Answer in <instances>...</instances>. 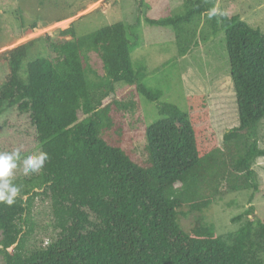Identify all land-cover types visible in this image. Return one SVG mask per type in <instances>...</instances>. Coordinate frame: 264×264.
I'll return each instance as SVG.
<instances>
[{"label": "trees", "instance_id": "obj_1", "mask_svg": "<svg viewBox=\"0 0 264 264\" xmlns=\"http://www.w3.org/2000/svg\"><path fill=\"white\" fill-rule=\"evenodd\" d=\"M215 3L182 0L170 17L145 23L172 29L179 58L223 33L238 126L222 134L220 145L205 96L185 97L183 112L142 84L145 69L134 70L129 57L138 45V22H118L80 37L72 28L60 33L70 40L47 36L53 58L30 59V45L0 54L5 67L0 104L29 116L35 154L49 156L37 173L10 181L20 188L12 205L0 202L1 264H264V219L251 206L259 193L252 166L264 158L258 136L264 119V33L238 16L215 12ZM36 28L33 22L24 34ZM117 84L156 103L159 119L145 129L141 165L102 137L114 126L111 109L127 108L115 101L103 105ZM242 191L251 194L248 208L231 219L239 228L217 235L202 213ZM36 201L49 204L51 236L45 246L30 250ZM194 214L184 231L179 219Z\"/></svg>", "mask_w": 264, "mask_h": 264}, {"label": "rangeland", "instance_id": "obj_2", "mask_svg": "<svg viewBox=\"0 0 264 264\" xmlns=\"http://www.w3.org/2000/svg\"><path fill=\"white\" fill-rule=\"evenodd\" d=\"M182 0H0V54L23 45H30L28 57L53 58L54 54L45 45L47 36L57 41L70 40L71 36L60 33L73 29L75 37L92 33L102 27L122 22L126 26L139 23L138 45L129 49L132 68L145 69L142 84L160 91L162 103H169L185 112V97L203 95L206 98L210 122L220 145L222 134L238 126L235 94L230 80L228 55L223 33L199 44L185 57L176 55L174 35L170 27H156L145 23V19L161 20L172 15ZM215 12L222 11L228 17L238 16L254 29L264 33V0H216ZM37 23L30 34L25 30ZM23 25V26H22ZM92 60V61H91ZM89 63L94 66L91 56ZM98 70V69H93ZM5 67L0 62V82ZM125 104V110L113 112L114 122L110 134L103 132V139L111 146L118 147L131 161L141 165L144 151L145 129L159 119L156 103H149L137 95L134 87L117 84L114 94L104 101ZM259 147L264 149V119L258 128ZM36 134L27 114L18 112L16 107L7 108L0 104V153L19 149L21 159L13 170L12 179L28 177L23 174V158L35 154ZM257 174L259 193L251 206L254 215L264 219V158L252 166ZM250 191L230 193L206 209L202 216L212 225L217 235L236 231L240 224L231 219L248 208ZM33 215L38 225L28 241L27 248L45 246L51 236L50 207L48 203L36 201ZM196 214L179 219V225L187 231L191 228ZM13 247L9 248L11 252ZM1 264V260H0Z\"/></svg>", "mask_w": 264, "mask_h": 264}, {"label": "clouds", "instance_id": "obj_3", "mask_svg": "<svg viewBox=\"0 0 264 264\" xmlns=\"http://www.w3.org/2000/svg\"><path fill=\"white\" fill-rule=\"evenodd\" d=\"M21 159L19 149L13 152L0 153V202L12 205L15 197L20 193V188L11 184L13 170L18 167L17 161ZM49 156L46 152L28 155L23 158V174L38 172L43 167Z\"/></svg>", "mask_w": 264, "mask_h": 264}]
</instances>
